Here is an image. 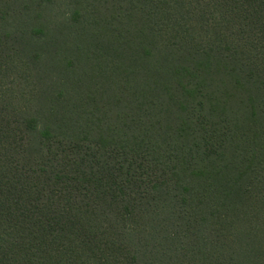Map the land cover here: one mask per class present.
<instances>
[{"label":"trees","instance_id":"obj_1","mask_svg":"<svg viewBox=\"0 0 264 264\" xmlns=\"http://www.w3.org/2000/svg\"><path fill=\"white\" fill-rule=\"evenodd\" d=\"M0 264H264V0H0Z\"/></svg>","mask_w":264,"mask_h":264},{"label":"rangeland","instance_id":"obj_2","mask_svg":"<svg viewBox=\"0 0 264 264\" xmlns=\"http://www.w3.org/2000/svg\"><path fill=\"white\" fill-rule=\"evenodd\" d=\"M219 70H228L227 67L225 66H220ZM230 78L229 76H225V75H219L217 77V79H220L221 81L222 80H225V79H228ZM210 82V81H209ZM222 84H228V83H221V82H218V84H216L215 82L214 83H209V85L212 87V90H209L210 93L212 92L211 96H212V100L211 102L209 103L208 101V104H206L208 107L210 105L213 104V103H216V104H219V107L220 109L218 110H225L223 112L224 115L227 114V116L231 119H236L238 120L240 123H245V120L241 117V115L239 114L240 112V109H241V106L242 104H245V103H248V100L246 99L247 98V95H248V91L246 90V86H238L237 84L235 83H230L234 86V88L232 87H227L225 88V90L223 89V86H221ZM248 84V83H246ZM245 84V85H246ZM250 85V84H249ZM250 86H254L253 84H251ZM223 93H225V95H222ZM221 95L223 96L222 99H221ZM214 97V99H213ZM217 107V108H219ZM227 112H230L232 114H228ZM232 156V151L230 148H226L220 158H219V161L220 162H227L230 157Z\"/></svg>","mask_w":264,"mask_h":264}]
</instances>
